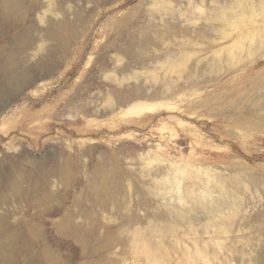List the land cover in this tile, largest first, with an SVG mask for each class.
Wrapping results in <instances>:
<instances>
[{
  "label": "rangeland",
  "instance_id": "rangeland-1",
  "mask_svg": "<svg viewBox=\"0 0 264 264\" xmlns=\"http://www.w3.org/2000/svg\"><path fill=\"white\" fill-rule=\"evenodd\" d=\"M241 1L22 0L0 12V51L34 72L0 104V175L29 174L52 194L37 221L57 264H264V47L233 63L238 30L219 37L221 5ZM51 19L67 22L65 47ZM181 50L194 54L175 71L160 64ZM124 66L139 78L116 80ZM141 81L144 95L120 100ZM177 180L227 205L218 227ZM8 194L0 214L16 226L34 210Z\"/></svg>",
  "mask_w": 264,
  "mask_h": 264
},
{
  "label": "bare ground",
  "instance_id": "bare-ground-1",
  "mask_svg": "<svg viewBox=\"0 0 264 264\" xmlns=\"http://www.w3.org/2000/svg\"><path fill=\"white\" fill-rule=\"evenodd\" d=\"M224 6L225 5H221L223 10L218 12V17L222 18L228 27L221 30L219 37L221 39L227 38L232 35L234 31L238 30L236 36L233 35V40L225 46L228 50L226 59L233 63H236L238 60L240 61L243 59L242 56L244 50L248 47L249 56L256 54L251 62H254V60L257 61L259 57L261 58L263 56V54L260 55V53H258V50L264 47V0H249L245 3H242L241 1L240 3H237V5L234 3V5H232L233 8H236L234 12L226 11ZM23 7L22 0H0V12H2V10H8V12L17 13L18 11H22L24 9ZM195 7L199 10L204 9L200 5H195ZM249 24L251 25L250 28L246 29V26ZM51 26L52 30L50 32V37L58 40V44L65 47L64 36H60L58 33L56 34V32L66 30L65 28L67 27V22L64 20L60 21L51 19ZM172 31L173 30L171 28H165L160 34ZM246 39L250 40L249 46L246 45ZM148 44L149 41L145 38L143 40V48L147 49ZM225 47L223 46L216 51L219 56L215 59V62L224 60L221 56ZM6 49L0 51L1 105L5 104L8 96L13 94L15 95L24 84L30 81L32 77L31 73L34 74V72L27 70L24 71L25 69L21 68L15 51H8ZM53 49L54 48H52V50ZM169 53L170 54L168 55L171 56V50ZM192 54L194 53L189 50H181L179 57H166L164 60L159 62L162 66L166 67V70L169 72L170 70L175 71L179 65L186 63ZM140 59L142 66H145V58L141 57ZM128 70L129 67L124 66L120 70L123 74L116 78V80L118 79L119 82L127 83L133 81V79L139 78L140 75H138L137 72L127 73ZM141 83L143 82L141 81L133 87L129 86L125 90L119 91V95L121 96L120 100L125 102L129 98L144 95V88ZM112 90L113 88L108 89L107 93H110ZM166 90L168 91V89ZM116 91L117 90H115V92ZM60 174L61 176H59L62 178L61 180L65 183L70 182V173L67 165L60 167ZM36 178L34 177L33 179ZM33 179L29 174L19 176L9 175L7 178L0 175V205L1 203L3 204L4 202L9 201L8 192L11 191L13 195L21 200L28 197L29 208L34 210V213L32 212L29 214L25 220L21 221L16 226H11V223L7 220V218H5L6 215L2 216L3 214H0V264H20L22 259H24L22 264H45L47 261H51L52 264H57V256L51 246L47 243L46 230L43 228V225L37 221V217L40 216V214L42 215L45 212L47 213V211L51 209L49 204H51L52 201V194L45 189H42L39 185H37V182H34ZM26 181H29V183L24 186L23 183ZM176 183L180 186L182 185L183 191L181 200L184 202L189 201L186 198V193L192 198L195 197L196 203H199L203 208H207L209 212V219H211L210 221L214 220L211 224H215V226L218 227V218L220 219L223 217V212L227 205L218 199L207 198L206 193L208 190H206L204 195L198 194L191 188V185H188V183L182 184L180 180H177ZM234 205L235 204H229L228 207L234 209ZM41 206L44 207L42 208ZM61 224L68 227V229L72 228L71 213L63 219ZM90 231L91 230L89 229L83 234L80 232L77 233V239L85 243L89 238ZM143 253H145L150 260L156 259L155 254L153 252H149L147 249H144Z\"/></svg>",
  "mask_w": 264,
  "mask_h": 264
}]
</instances>
